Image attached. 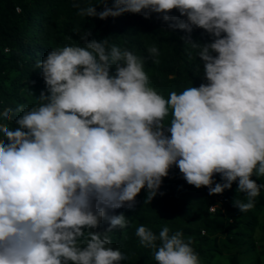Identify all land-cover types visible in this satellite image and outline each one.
<instances>
[{"label":"clouds","instance_id":"clouds-1","mask_svg":"<svg viewBox=\"0 0 264 264\" xmlns=\"http://www.w3.org/2000/svg\"><path fill=\"white\" fill-rule=\"evenodd\" d=\"M73 7L101 20L159 14L185 33L203 82L165 97L151 86L144 57L89 39L91 30L80 34L84 46L49 51L35 66L45 84L38 103L15 109V127L13 109L0 111V264H120L128 257L110 233L129 221L109 210L134 208L145 188L150 202L174 166L209 195L238 182L247 202L234 206L253 209L264 188L252 179L264 177V0H113L111 7L73 0ZM194 28L210 39H192ZM148 52L159 63V49ZM135 235L157 264H200L181 231L140 225Z\"/></svg>","mask_w":264,"mask_h":264},{"label":"trees","instance_id":"trees-1","mask_svg":"<svg viewBox=\"0 0 264 264\" xmlns=\"http://www.w3.org/2000/svg\"><path fill=\"white\" fill-rule=\"evenodd\" d=\"M80 3L83 7L96 0H80ZM108 5L111 7L113 0H108ZM96 7L98 11L103 10L102 5ZM77 12L73 0H0V111L13 109L10 126L15 127V118L20 115L15 109L19 105L34 106L45 89L41 70L35 67L37 62L55 48L84 46L80 34L87 30L92 31L89 39L107 38L109 47L127 48L144 57L151 86L165 97L171 91L179 93L203 82L202 68L200 73L196 71L200 61L189 60L190 53L196 56L195 50L181 39L185 33L180 29L173 32L168 22L158 18L159 14L153 13L145 19L141 14L123 13L101 20L82 17ZM171 15L180 14L173 10ZM191 35L200 42L210 39L202 29L194 28ZM68 36L72 39H66ZM151 46L160 51L159 63H154L148 52ZM252 179L264 184V177ZM214 180L223 182L219 174ZM237 183L233 182L232 188L222 194L209 195L207 187L198 189L187 184L174 166L150 202L145 203L148 195L145 188L137 195L134 208L109 210V215L123 213L129 221L124 229L117 228L110 233L112 247L119 248L128 257L120 264H157L152 251L142 247L135 235L140 225L156 234L164 227L170 233L181 231L186 241H192L200 264H217L218 256H225L226 264H244V258L251 254L252 262L258 264L253 234L259 228V238L264 239V220H260L264 188L255 199L254 208L240 212L234 200L247 201L243 193H237ZM209 205H213L212 210L208 209ZM107 227L108 222L104 221L97 230Z\"/></svg>","mask_w":264,"mask_h":264},{"label":"rangeland","instance_id":"rangeland-1","mask_svg":"<svg viewBox=\"0 0 264 264\" xmlns=\"http://www.w3.org/2000/svg\"><path fill=\"white\" fill-rule=\"evenodd\" d=\"M260 220L263 221L264 220V208L262 210V214L260 216ZM261 235V232L259 230V228H256V230L254 231V238H255V245H256V249L257 251L255 252L258 258V264H264V239L259 238V236ZM253 259V255H249L246 258H244L243 263L244 264H254V262H252ZM217 264H226V260H225V256H218L217 257Z\"/></svg>","mask_w":264,"mask_h":264},{"label":"built area","instance_id":"built-area-1","mask_svg":"<svg viewBox=\"0 0 264 264\" xmlns=\"http://www.w3.org/2000/svg\"><path fill=\"white\" fill-rule=\"evenodd\" d=\"M208 209L209 210H212L213 209V206L212 205H209Z\"/></svg>","mask_w":264,"mask_h":264}]
</instances>
